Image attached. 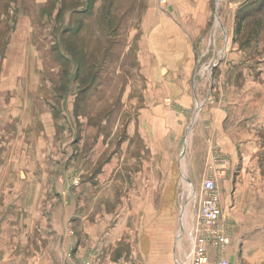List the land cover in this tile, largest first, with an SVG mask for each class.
I'll use <instances>...</instances> for the list:
<instances>
[{"label":"crops","instance_id":"crops-1","mask_svg":"<svg viewBox=\"0 0 264 264\" xmlns=\"http://www.w3.org/2000/svg\"><path fill=\"white\" fill-rule=\"evenodd\" d=\"M143 1L138 58L147 80L141 108L113 134V148L87 127L81 92L71 96L68 82L63 91L53 84L52 99L24 105L7 98L16 77L8 73L6 86L3 73L0 103L14 108L0 114V264H101L128 226L137 229L131 219L144 218L154 198H168L167 148L181 143L191 121L190 153L205 156L207 171L222 172L218 186L239 165L260 169L264 0H222L218 12L217 0ZM188 167L195 170L194 161ZM116 174L129 187L126 207L140 201L139 211L91 207L97 188ZM253 182L261 191L235 192L224 210L221 202L230 264H264V178Z\"/></svg>","mask_w":264,"mask_h":264},{"label":"rangeland","instance_id":"rangeland-1","mask_svg":"<svg viewBox=\"0 0 264 264\" xmlns=\"http://www.w3.org/2000/svg\"><path fill=\"white\" fill-rule=\"evenodd\" d=\"M222 2L216 1L215 12ZM143 7V0H0V80L7 74V86L8 73L16 77L15 89L7 98L24 105L29 103L24 100L48 101L54 95L53 84L63 91L68 82L71 96L81 92L79 113L86 116L87 127L102 131L108 143L113 141L109 144L113 148L115 132L120 135L125 130L129 115L137 116L147 80L138 58ZM263 38L264 29L260 45ZM2 84L0 99L6 91ZM4 103H0L2 116L14 108L8 100ZM193 126L191 121L177 147L167 148L168 198H154L144 218L131 219L137 229L128 226L119 246L102 252L101 264H176L187 253L202 179L208 174H215L216 180L222 177L220 171L206 170L202 153L191 155ZM257 156L260 169L247 166L242 171L239 165L232 181L219 184L223 210L235 192L261 191L262 186L250 187L255 178H264V150ZM193 161L196 168L190 171ZM114 177L97 188L91 207L108 213L139 211L140 201L126 207L123 199L128 198L129 187L119 174Z\"/></svg>","mask_w":264,"mask_h":264},{"label":"built area","instance_id":"built-area-1","mask_svg":"<svg viewBox=\"0 0 264 264\" xmlns=\"http://www.w3.org/2000/svg\"><path fill=\"white\" fill-rule=\"evenodd\" d=\"M159 5L164 0H158ZM203 40V39H202ZM221 195L216 175L208 174L201 182L195 220L189 228V249L176 264H230L225 251L231 240L229 228L220 222ZM210 250L216 251L211 258ZM82 264H91L90 260Z\"/></svg>","mask_w":264,"mask_h":264}]
</instances>
